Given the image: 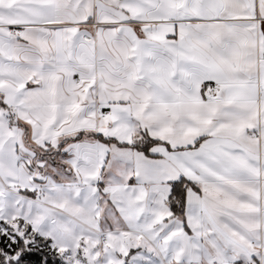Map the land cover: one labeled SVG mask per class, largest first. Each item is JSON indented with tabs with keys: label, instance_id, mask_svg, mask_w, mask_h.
Returning a JSON list of instances; mask_svg holds the SVG:
<instances>
[{
	"label": "snow or ice",
	"instance_id": "1",
	"mask_svg": "<svg viewBox=\"0 0 264 264\" xmlns=\"http://www.w3.org/2000/svg\"><path fill=\"white\" fill-rule=\"evenodd\" d=\"M0 264H264V0H0Z\"/></svg>",
	"mask_w": 264,
	"mask_h": 264
}]
</instances>
